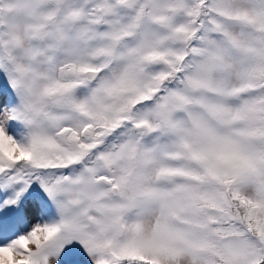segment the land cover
Wrapping results in <instances>:
<instances>
[{
    "label": "snow or ice",
    "instance_id": "6c2138e0",
    "mask_svg": "<svg viewBox=\"0 0 264 264\" xmlns=\"http://www.w3.org/2000/svg\"><path fill=\"white\" fill-rule=\"evenodd\" d=\"M0 264H264V0H0Z\"/></svg>",
    "mask_w": 264,
    "mask_h": 264
}]
</instances>
